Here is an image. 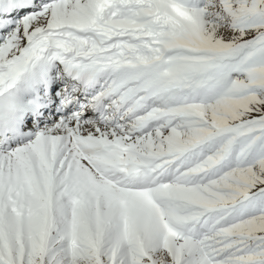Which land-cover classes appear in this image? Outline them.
Wrapping results in <instances>:
<instances>
[{"label": "snow or ice", "instance_id": "1", "mask_svg": "<svg viewBox=\"0 0 264 264\" xmlns=\"http://www.w3.org/2000/svg\"><path fill=\"white\" fill-rule=\"evenodd\" d=\"M0 264H264V0H0Z\"/></svg>", "mask_w": 264, "mask_h": 264}]
</instances>
